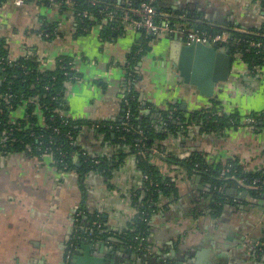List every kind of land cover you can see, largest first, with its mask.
Instances as JSON below:
<instances>
[{"label":"crops","instance_id":"crops-1","mask_svg":"<svg viewBox=\"0 0 264 264\" xmlns=\"http://www.w3.org/2000/svg\"><path fill=\"white\" fill-rule=\"evenodd\" d=\"M156 4L182 26H187L185 11L193 12L195 21L228 34L258 29L264 23L258 0H156ZM70 6L65 0L22 6L0 0V40L9 61L33 57L43 72L54 71L69 59L73 70L64 82L65 113L86 123L78 145L93 156L114 157L115 166L108 175L92 171L81 180L75 172L60 170L50 154L0 152V264H66L69 250L67 264H71L83 240L93 244L90 255L104 258L107 264H150L149 253L156 256L160 251L175 252L174 260H166L168 264H264L260 259L264 256V195L256 199L247 191L239 200L243 190L228 185L225 205L215 214L206 180H198L199 175L188 177L183 167L168 161L171 156L182 162L199 151L211 165L232 162L245 172L264 173V125L256 130L245 121L264 112V68L251 69L240 55L231 54L225 79L214 85L211 97L201 95L188 80L196 60L204 69L206 65L194 52L186 55L183 50L194 42L177 34L152 36L141 54L137 49L140 32L122 28L106 37L101 24L79 28ZM198 72L200 77L202 70ZM131 77H135L142 117L153 109L152 115L158 118L172 105L187 117L213 103L218 104L219 113L239 115L237 125L223 131L205 134L190 125L185 136L156 141L164 152L155 149L158 153L151 157V164L162 177L174 181L176 195L160 198L147 223L148 254L129 247L120 251L122 245L113 240L74 237L76 213L87 212L93 224L102 225L116 239L137 214L132 197L144 192L137 156L129 148L120 152L100 131L102 126L114 128L123 119ZM25 112L18 107L11 113L13 122L24 119ZM229 189H234V195L227 193ZM100 242L119 255L106 248L101 252Z\"/></svg>","mask_w":264,"mask_h":264},{"label":"trees","instance_id":"trees-1","mask_svg":"<svg viewBox=\"0 0 264 264\" xmlns=\"http://www.w3.org/2000/svg\"><path fill=\"white\" fill-rule=\"evenodd\" d=\"M89 1L72 0L71 2L70 8L80 21L78 22L79 28L88 29L96 23L102 25V31L106 37H110L113 33L122 32V28H113L117 25L116 22L104 21L107 17V10H104L103 4L93 6ZM115 1L106 0L107 4H112ZM132 1L137 3L140 0ZM258 1L264 11V0ZM153 5L158 11L166 12L164 9L158 7L156 0H153ZM84 12H87V16H82ZM183 14L187 19L186 28L188 29L210 35L225 32L207 23L195 21L198 18L193 12L185 11ZM140 33L142 38L137 49H140L142 54L148 49L147 42L152 36L142 31ZM251 42L260 43V47H250L248 43ZM223 45L230 50V54L240 55L241 59L251 69L264 68V23L260 28L247 32L229 31L228 41ZM1 59H4L7 63L0 64L2 68L0 72V141L5 143L4 147H0V152H23L27 146H31L34 149L37 145L35 138L37 136H40V140H43L45 146H47L49 137H52V151L49 153L53 156L60 170L75 172L81 180L92 171L108 175L110 170L115 166L114 157L93 156L81 149L77 139L82 127L86 123L72 120L65 113L63 88L67 77L64 73L65 71H69V59L61 61L56 70L47 72L38 69L37 62L33 57L19 58L15 62L8 63L9 60L3 41L0 40ZM71 72L69 71V73ZM131 81L132 84L125 98L127 105L124 106L125 111L129 110V118L126 120L127 127L123 129L120 122L112 129L102 126L100 131L105 132L107 140L120 147V152L129 148L131 153L137 156L138 167L143 177H147V180H144V192L136 193L132 197V201L137 208V214L130 228L120 235V239L125 247L144 249L143 251H146L147 223L150 217L157 211L160 198H172L176 195L174 181L171 178L162 177L158 168L151 164L152 150L156 149L160 153L164 152V146L161 144L156 145V141H162L167 137L184 135L190 125H196L205 134L223 131L232 126V124L237 125L239 115L237 113H219L216 108L218 104L213 103L211 108L193 112L187 117L183 115L177 106L173 105L167 111L159 112L157 114L158 118H154L152 115L156 113L153 109H151L147 117H142L137 101V92L134 88L135 77H131ZM46 86L49 87L48 90H45ZM53 96L55 97L54 99L52 98ZM23 105L26 111L24 119L13 122L11 113ZM37 107L40 109L41 117H43L46 127L39 125L40 118L34 114V110ZM62 116H66L64 118H66L67 124L61 122ZM252 116L259 119V122L254 125L256 130L264 125V112L252 114ZM51 117L53 118V122L50 121ZM124 117L125 112L123 114ZM31 124L34 125L31 129L26 128ZM54 127H59L57 134L53 133ZM11 128L13 131L9 136L8 131ZM96 129L98 130L99 128ZM31 132L34 133V136L30 135ZM11 138H15V142L11 143ZM141 150L145 152L144 157L138 154ZM35 154L42 155L46 153L42 151L40 153L35 152ZM95 160H98L99 163H94ZM168 161L183 167L188 177L200 175L206 180L210 185L207 188L208 195L211 198L210 208L215 214H220L227 200L226 189L228 185L233 184L230 180L220 178V172L224 168V165L209 164L205 155L199 151L191 152L190 158L182 162L171 156L168 157ZM227 164L232 166V172L237 177H243L247 180L256 178L264 180V173L262 172L248 173L232 162H228ZM248 194L253 198L261 199L264 195V187L260 193L249 191ZM94 221L87 212L83 211L77 222H75L76 237L81 239L97 238L106 241L111 239L110 234L105 231V228L102 225L97 226L93 224Z\"/></svg>","mask_w":264,"mask_h":264},{"label":"built area","instance_id":"built-area-1","mask_svg":"<svg viewBox=\"0 0 264 264\" xmlns=\"http://www.w3.org/2000/svg\"><path fill=\"white\" fill-rule=\"evenodd\" d=\"M13 3L17 6H22L26 4L27 2L31 1H46L51 2L52 0H12ZM72 0H65V4L68 6L71 4ZM91 5L96 4H103L104 10H107V17L104 19L106 22H116L117 25L113 28H127L134 31H142L146 33L147 35L157 37L162 34L166 35H183L185 40L187 42H201V43H209L213 46L218 47H225L223 44L227 43L229 34L227 32H222L220 34H204L199 33L193 29H188L186 26L179 25L177 23H174L172 21V16L167 12H160L158 11L155 6L153 5V0H140L137 3H134L132 0H116L112 4H107L106 0H90L89 1ZM111 6V8H109ZM82 16H87V12H84ZM250 47L259 48L260 43H248ZM11 61H8V63ZM4 59L0 60V64H5ZM69 71H72V64L68 62ZM69 71H65L64 75L69 78L72 77L71 73ZM49 87H45V90H48ZM129 92V91H128ZM55 98L54 96L52 97ZM125 105L127 103L125 102ZM24 106V105H23ZM25 108V106H24ZM36 110L40 112L39 107L35 108L34 114L36 115ZM41 114V113H40ZM42 115V114H41ZM40 115V122L39 125L41 127H46L43 117ZM66 116H62L61 122L63 124H67ZM129 118V110L125 111V117L121 120V127L125 129L127 127L126 120ZM50 121L53 122V118H50ZM250 125H255L257 122H259V119L253 116H249L245 120ZM34 126L31 124L30 126L26 127L31 129V127ZM98 127V125H96ZM113 128V127H112ZM111 128V129H112ZM24 129V128H23ZM12 128L9 129L8 135L10 136L12 133ZM59 132V127L53 128V133L57 134ZM32 136H34V133L31 132ZM69 138H71L68 135ZM36 138V146L34 149L31 146H27L26 150L23 152H28L35 154V152H42L46 154H50L52 150V144L53 140L52 137H49V140L47 141V146H45V142L43 140H40V136L35 137ZM11 143L15 142V138H11ZM5 143L0 141V147H4ZM45 146V147H44ZM57 150V149H56ZM6 153V152H1ZM158 152L155 150L151 151V156H154V154H157ZM61 155H63L62 152H60ZM139 156L144 157L145 152L142 150L138 152ZM51 155V154H50ZM94 163H99L98 160H95ZM231 165H226L224 168H222L220 172V178L224 180H230L233 182V184L240 189L243 190V192L247 191H255L257 193H260L262 188L264 187V180H261L259 178L247 180L243 177H237L234 172H232ZM144 180H147V177L144 176ZM81 213H76V217L74 219V228L76 227L75 222H77L78 218L80 217ZM76 230L74 229V237H76ZM79 238V237H76ZM72 247V245H71ZM71 249V248H70ZM70 254L71 250L68 251V255L66 257V264L70 261ZM263 255H264V249H263Z\"/></svg>","mask_w":264,"mask_h":264},{"label":"water","instance_id":"water-1","mask_svg":"<svg viewBox=\"0 0 264 264\" xmlns=\"http://www.w3.org/2000/svg\"><path fill=\"white\" fill-rule=\"evenodd\" d=\"M183 50L186 51V55H191L194 52L200 60H204L206 68L204 69L199 65V62L194 64L193 68V75L188 81L190 84L195 85L196 89L199 91L201 95H205L208 97L212 96V90L215 84L220 81H223L226 77L227 69L230 66V59L231 54L230 50L227 47H216L209 43H201V42H194L190 44L188 47H184ZM214 58V59H213ZM198 59V60H199ZM215 62L214 70H211L212 62ZM201 63V62H200ZM205 67V66H204ZM202 70L201 76H196L199 73V70ZM185 76V75H184ZM189 75L186 74L185 79L188 78ZM187 81V79H186ZM181 110H183L181 106ZM182 136V135H181ZM185 136V134L183 135ZM202 177L199 175L197 177L200 180ZM207 188L210 187L208 183H205ZM230 196L234 195V189H229L227 192ZM246 195L245 192H242L237 199L243 200V197ZM109 240H113L114 242L119 243L122 247L119 249L120 251H125L126 247L122 241L111 238ZM107 240V241H109ZM98 245V244H97ZM93 246L92 242H88L87 240H83V243L80 244L79 248L76 250L75 255L71 261V264H107L104 258L98 256H91V247ZM100 246V251H105V244L100 242L98 245ZM109 250V251H108ZM106 251L111 253L112 255H119L118 251H113L111 248L107 249ZM148 254V250L145 251ZM257 251L254 250L253 255ZM167 259H175V252L171 251L169 254H162V252H157V255L154 256L152 253H149V256L146 257V260H149L150 264H168ZM260 259L264 260V256H261Z\"/></svg>","mask_w":264,"mask_h":264},{"label":"rangeland","instance_id":"rangeland-1","mask_svg":"<svg viewBox=\"0 0 264 264\" xmlns=\"http://www.w3.org/2000/svg\"><path fill=\"white\" fill-rule=\"evenodd\" d=\"M24 107V106H23Z\"/></svg>","mask_w":264,"mask_h":264}]
</instances>
